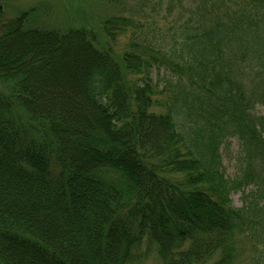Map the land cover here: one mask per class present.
<instances>
[{"label":"trees","instance_id":"trees-1","mask_svg":"<svg viewBox=\"0 0 264 264\" xmlns=\"http://www.w3.org/2000/svg\"><path fill=\"white\" fill-rule=\"evenodd\" d=\"M204 18L137 38L122 65L84 29L3 24L0 154L24 146L11 175L0 165V264H144L154 249L160 264H240L245 241L260 243L261 264L264 0ZM83 52V75L64 88L62 59ZM231 139L240 159L229 177L220 149ZM81 180L87 197L64 215L52 194Z\"/></svg>","mask_w":264,"mask_h":264},{"label":"rangeland","instance_id":"rangeland-1","mask_svg":"<svg viewBox=\"0 0 264 264\" xmlns=\"http://www.w3.org/2000/svg\"><path fill=\"white\" fill-rule=\"evenodd\" d=\"M239 1L241 0H1L0 35L3 24L24 17L27 30L65 32L84 29L91 34L90 40L97 50L110 53L122 65L123 55L132 41H139L137 38L141 39L145 35L150 39L161 40V35L166 34L169 29L181 27L183 24L191 25L197 15L205 16L204 20L213 13L224 15ZM111 19H117V24L110 22ZM107 24L114 31L110 36L113 39L107 37ZM88 60L86 52L62 59L63 68L66 67L65 70L68 71L65 77L68 84H71L69 87H72L69 78H77L78 71H82L79 70L80 65ZM9 90L10 84L0 81V95H7ZM253 113L264 116V104L258 105ZM25 117L23 115L24 119L17 123L36 134L27 123L29 119ZM220 153L226 175L235 176L239 169V142L236 139L224 142ZM244 188L246 193L251 190V186ZM244 198L242 191L232 195L233 202L238 207L245 203ZM144 246L147 248V245ZM259 250L260 243L256 247H250L249 242H243L240 264H259ZM259 258L262 264V251ZM144 264H160L155 249Z\"/></svg>","mask_w":264,"mask_h":264},{"label":"bare ground","instance_id":"bare-ground-1","mask_svg":"<svg viewBox=\"0 0 264 264\" xmlns=\"http://www.w3.org/2000/svg\"><path fill=\"white\" fill-rule=\"evenodd\" d=\"M2 30H3V25H2ZM82 75H83V71H81L79 73L77 78H69V79H71L72 81L77 80V79H80ZM64 79L65 80L62 81L63 86H68V80L66 79V77ZM23 146H24V143L15 142L14 147H11V149H3L4 155L0 154V165L3 169L8 171L9 175L12 174L11 164L14 161V158L19 159L22 156L21 154L16 155V152L19 148H22ZM8 162H10V163H8ZM17 173L20 174V172H17ZM49 176H50V178H52L51 173H49ZM35 177L37 180H33V185L35 186L37 184V181L41 185L40 176L37 175ZM69 188L70 189H69L68 193L54 192V194H52L53 197H52L51 204L59 206L64 215L69 214V210H70L69 207H70V204H72V202H75L77 199H82V198L87 197L88 189L82 180L79 182V186L69 184ZM169 193H171V192L169 191ZM169 196L171 197V194ZM150 198H151V205H146L145 207L148 210L149 214L154 216L157 213V209H159V206H158L157 202H155V207H153L154 202L152 200V195H150ZM71 199L74 201H70ZM66 202H68V204H66ZM19 251H21V250H19ZM22 251L24 254L28 255V253L25 252L24 249H22Z\"/></svg>","mask_w":264,"mask_h":264}]
</instances>
